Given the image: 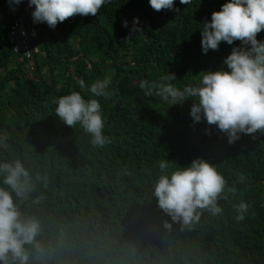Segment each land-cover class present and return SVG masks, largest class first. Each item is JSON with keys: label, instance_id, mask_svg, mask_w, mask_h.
<instances>
[{"label": "trees", "instance_id": "trees-1", "mask_svg": "<svg viewBox=\"0 0 264 264\" xmlns=\"http://www.w3.org/2000/svg\"><path fill=\"white\" fill-rule=\"evenodd\" d=\"M227 2L175 0L174 9L157 12L149 0H117L95 17L67 25L62 36L59 24L53 29L45 22L35 38L42 52L38 70L49 67L41 79L18 62L0 13V161L24 158L26 167L47 171L57 182L35 217L46 254L36 258L32 248V264H264V133L241 134L229 143L217 126L193 123L191 99L171 106L155 90L149 97L139 87L143 80L166 83L161 77L170 72L177 78L172 83L183 88L202 71L227 70L223 60L240 41L221 42L206 54L201 45L202 23ZM23 13L12 10V16ZM137 17L143 30L132 32ZM257 39L264 41V31ZM80 54L95 59L93 67L84 58L63 59ZM105 77L112 94L98 99L110 143L93 149L79 125L67 126L55 115L53 100L72 91L92 98L77 81L90 85ZM197 158L210 160L228 181L225 191H234L218 201L222 215L205 212L191 226L166 228L171 217L153 195L158 161L187 167ZM241 201L250 207L238 222ZM131 222L141 237L133 247L119 248L117 231Z\"/></svg>", "mask_w": 264, "mask_h": 264}, {"label": "clouds", "instance_id": "clouds-1", "mask_svg": "<svg viewBox=\"0 0 264 264\" xmlns=\"http://www.w3.org/2000/svg\"><path fill=\"white\" fill-rule=\"evenodd\" d=\"M11 1L13 6L8 9L11 17L3 19L8 41L19 54L18 62L25 61L28 75L34 77L33 73L37 71L41 79L49 67L38 70V55L42 54L35 40L38 29H44L45 22L53 29L59 24L62 36L67 25L95 17L117 0H6L5 6L8 7ZM180 3L189 5L191 0H180ZM149 4L159 12L174 9L175 0H149ZM20 8L24 13L12 16V10ZM32 9L34 21L30 19ZM175 10L179 12L178 8ZM139 24H143V20L134 18L131 31H142ZM123 26H128L126 20ZM261 31H264V0H228L220 10L212 13L210 21L202 23L201 28V45L205 54L210 49L218 50L221 42L229 45L241 42L223 60L227 70L202 71L204 74L197 82L183 88L172 83L177 78L170 72L161 77L166 83L143 80L139 87L149 97L155 90V95L171 106L191 99L193 123L203 119L209 126H217L227 134L229 143L240 139L241 134L255 137L258 132L264 133V41L257 39ZM63 59L78 60L77 56ZM86 60L89 67H93L91 57ZM77 83L92 98L85 99L81 91H72L53 100L56 104L54 113L67 126L76 128L79 125L90 137L93 149L104 148L110 138L104 134L105 118L98 98L112 94L108 91L112 81L105 77L86 85L81 78ZM23 160L19 157L0 161V264H32V248L38 253L36 258L46 254L44 245L37 239L42 228L40 220L35 217L41 207H45L57 182L52 181L47 171L26 167ZM158 167L153 195L158 198V207L171 217V222H164L166 228L170 229L173 223H180L181 227L191 226L199 222L205 212L213 216L223 214L218 201H227L228 193L234 189L229 187L225 191L228 181L210 160L197 158L187 167H172L168 160H160ZM244 180V175L240 174L239 182ZM249 207L244 201L235 206L238 222L245 219ZM140 237L141 229L134 222L120 226L116 234L119 248L133 247Z\"/></svg>", "mask_w": 264, "mask_h": 264}, {"label": "rangeland", "instance_id": "rangeland-1", "mask_svg": "<svg viewBox=\"0 0 264 264\" xmlns=\"http://www.w3.org/2000/svg\"><path fill=\"white\" fill-rule=\"evenodd\" d=\"M5 2H6V0H2V5H0V13L2 12L6 16V19H7V17H11V12L5 10L6 7H5V5H3ZM77 58H78V60L82 59V58L87 59V57L82 55V54L78 55ZM39 60H40V57H39ZM91 60L95 61V59H93L92 57H91ZM96 62L100 63L99 60H97ZM69 71L72 73L73 72L72 68Z\"/></svg>", "mask_w": 264, "mask_h": 264}, {"label": "water", "instance_id": "water-1", "mask_svg": "<svg viewBox=\"0 0 264 264\" xmlns=\"http://www.w3.org/2000/svg\"><path fill=\"white\" fill-rule=\"evenodd\" d=\"M51 78H52L51 88H53L54 87V80H53V74L52 73H51ZM232 197H234V195Z\"/></svg>", "mask_w": 264, "mask_h": 264}]
</instances>
